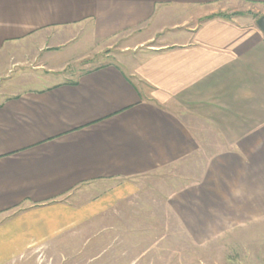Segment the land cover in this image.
I'll return each mask as SVG.
<instances>
[{"label":"crops","instance_id":"obj_1","mask_svg":"<svg viewBox=\"0 0 264 264\" xmlns=\"http://www.w3.org/2000/svg\"><path fill=\"white\" fill-rule=\"evenodd\" d=\"M190 7L206 17L185 27V17L167 18ZM228 11L247 12L211 16ZM259 11L264 0H0V56L27 46L48 54L37 69L64 73L0 81V264L43 257L92 219L97 199L69 202L79 186L126 181L196 151L212 150L169 197L191 232L209 238L264 215ZM122 33L164 41L130 62L67 69L75 44Z\"/></svg>","mask_w":264,"mask_h":264},{"label":"rangeland","instance_id":"obj_2","mask_svg":"<svg viewBox=\"0 0 264 264\" xmlns=\"http://www.w3.org/2000/svg\"><path fill=\"white\" fill-rule=\"evenodd\" d=\"M243 12L247 11L226 13ZM170 14L180 19L185 17L184 27L206 17L204 9L191 7L168 9L167 18ZM137 37L122 33L96 44L84 39L83 44H75L76 50L72 49L68 54L66 67L130 62L164 41L156 34L152 41L135 44ZM26 47L21 46L20 50H24L19 52L17 49V54L0 56L2 83L14 80L39 83L63 78V72L37 69V64L48 54L37 50L27 53ZM214 139L217 140L216 136ZM210 152L212 150L196 151L182 160L126 181L111 180L79 186L76 192L82 193L81 199L69 202L78 205L97 199L94 204L96 215L85 221L84 226L67 233L60 246L45 249L43 257L36 250L28 263L7 264H264V215L244 217L238 224L228 223L227 229L207 238L191 232L171 206V194L198 178ZM123 182L124 188L105 194Z\"/></svg>","mask_w":264,"mask_h":264},{"label":"water","instance_id":"obj_3","mask_svg":"<svg viewBox=\"0 0 264 264\" xmlns=\"http://www.w3.org/2000/svg\"><path fill=\"white\" fill-rule=\"evenodd\" d=\"M256 23L258 27L264 32V15H261L260 17H258V19L256 20Z\"/></svg>","mask_w":264,"mask_h":264},{"label":"trees","instance_id":"obj_4","mask_svg":"<svg viewBox=\"0 0 264 264\" xmlns=\"http://www.w3.org/2000/svg\"><path fill=\"white\" fill-rule=\"evenodd\" d=\"M233 14H235V13L228 14V13H224V12H219V13H215V14H213V15H211V16H215V15H220V16H232Z\"/></svg>","mask_w":264,"mask_h":264}]
</instances>
